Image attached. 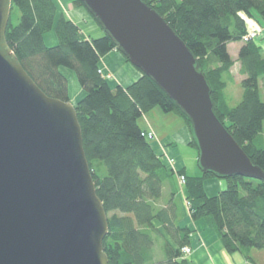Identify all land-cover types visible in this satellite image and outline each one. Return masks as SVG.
Masks as SVG:
<instances>
[{
	"label": "trees",
	"instance_id": "obj_1",
	"mask_svg": "<svg viewBox=\"0 0 264 264\" xmlns=\"http://www.w3.org/2000/svg\"><path fill=\"white\" fill-rule=\"evenodd\" d=\"M146 2L193 52L210 84L217 116L254 164L264 170V49L256 38L242 40L250 32L249 18L264 23V0ZM75 5L85 7L81 0H75ZM15 8L20 11L17 23L13 21ZM51 32L57 37L54 45L45 40ZM6 41L48 96L70 101L66 70L75 74L84 91L75 107L97 194L108 214L104 250L109 264H190L182 252L190 244L191 231L179 225V175L186 179L183 185L192 218H207L227 252H238L255 264L251 249L264 250V181L242 175L221 178L203 170L199 175L189 174L185 168L175 171L146 136L140 119L156 107L180 115L191 131V145L200 154L191 121L151 77L142 74L123 86L99 72L101 59L118 50L109 34L88 37L60 13L56 0H12ZM240 41L243 94L237 105L230 106L226 88L236 61L228 45ZM210 178L224 179L226 188L208 195L204 183Z\"/></svg>",
	"mask_w": 264,
	"mask_h": 264
},
{
	"label": "water",
	"instance_id": "obj_2",
	"mask_svg": "<svg viewBox=\"0 0 264 264\" xmlns=\"http://www.w3.org/2000/svg\"><path fill=\"white\" fill-rule=\"evenodd\" d=\"M129 62L189 117L203 172L264 181L219 119L197 58L146 0H81ZM0 0V264H109L108 214L97 194L75 104L48 96L6 41Z\"/></svg>",
	"mask_w": 264,
	"mask_h": 264
},
{
	"label": "crops",
	"instance_id": "obj_3",
	"mask_svg": "<svg viewBox=\"0 0 264 264\" xmlns=\"http://www.w3.org/2000/svg\"><path fill=\"white\" fill-rule=\"evenodd\" d=\"M56 2L59 7V11L62 7L67 8L68 11L65 12V16L79 25L88 37H100L104 35L103 29L94 20L87 9H85V7L74 5L75 0H56ZM60 13L63 14L61 11ZM252 21L255 23L256 20L254 21V19H252ZM261 25L262 24H260V26ZM262 27L264 28L263 25ZM254 29H256V27L250 28V30ZM45 40L49 45L56 44L57 37L55 32L47 34L45 36ZM242 45V41L231 42L228 45L229 52L236 61L233 68L239 63L238 56ZM262 46L264 49L263 44ZM99 66L101 69H103L104 73H107L108 75H114V78L109 79L114 84L128 86L142 76L141 71L133 66L129 61H127L126 57L117 49H114L106 54L101 59ZM240 68L241 65H239V70ZM64 72H66L65 74L68 76L69 80H72L74 77V80L72 81L77 87V90L74 92V85H69L70 97H72L71 94L73 95V93H76V95H81L82 97L84 95V91L80 87L75 74L69 70ZM70 73L72 74L71 78ZM242 80L243 78L240 77V81L238 82L240 86H242ZM234 81V75L231 71V76L228 78V86L226 88L227 102L230 106L237 105L239 103H237V101L240 98V87L237 96L234 98L231 96V84ZM72 101L74 100L72 99ZM140 125L145 131L153 130L156 132L158 139L152 140V142L154 143L158 152L161 155L167 154L168 156L173 157L176 160V166L179 170L185 168L187 173L192 175H199L201 173L198 172L197 169L195 172H190L186 159L184 158L185 148L192 147V134L186 122L180 115L173 112L165 113L160 108L156 107L140 119ZM196 158H198V156H196ZM176 183L178 185V193L176 194V198L182 209V217L179 220V225L180 227L188 228L191 231V241L189 245L192 247L193 251L188 256L190 264H245L246 261L242 262L243 257L241 259L238 257L239 255L236 256L238 252H227L222 244L219 233L207 218L197 220L192 218L188 207V192L185 186L180 184L177 176ZM204 187L206 193L210 196H213L226 188V182H224V179L221 178H210L205 181ZM155 222H157L158 227L161 229L164 235L169 240H171L166 231L161 226L160 222ZM159 258L161 259L162 256Z\"/></svg>",
	"mask_w": 264,
	"mask_h": 264
},
{
	"label": "rangeland",
	"instance_id": "obj_4",
	"mask_svg": "<svg viewBox=\"0 0 264 264\" xmlns=\"http://www.w3.org/2000/svg\"><path fill=\"white\" fill-rule=\"evenodd\" d=\"M75 5V4H74ZM60 11L65 15V12H67V8L66 7H62L60 8ZM19 18H20V11L15 8L13 10V21L14 23H17L19 21ZM248 25H249V28H253V27H256V29H254V31H258L259 32V37L256 38L257 41H259L261 44L264 45V28L262 27V25L260 26L259 23H257L258 21L254 19L255 23L252 21V19H248ZM259 24V25H258ZM264 25V23H262ZM255 25V26H254ZM100 26V25H99ZM262 27V28H261ZM51 33H54V32H51ZM105 33V32H104ZM239 65H241V63L239 62L237 64L236 67L232 68V72H233V75H234V82L231 84V96L234 98L237 96V93H238V90H239V87H240V98L239 100L237 101L240 102L241 100V97L243 94V88L242 86H240V84L238 83L240 81V77L244 79V74H242L239 70ZM70 71V70H69ZM66 73V72H65ZM69 73V72H68ZM244 76V77H243ZM72 77V74L70 73V78ZM111 79L114 78V75L112 74L111 76ZM74 78V77H73ZM72 78V80H74ZM71 79L69 80L70 81V84L71 86L74 85V92L77 90V87H76V84L72 81ZM74 83V84H73ZM72 97H70V101L74 104H76L78 102V100L81 98V95H76V93H73V95L71 94ZM75 101H72V99ZM156 135V132L153 131ZM157 135H156V140H157ZM196 156H198V158H196ZM167 157L169 158H173L171 156H168L166 154V161L167 163L169 164V161L167 160ZM184 158L186 159V162H187V165L189 167V170L190 172H195V170L197 169L198 172H202V169L200 168L199 166V154H198V149L195 147V146H192V147H189V148H185V152H184ZM176 161V160H175ZM225 182V180H224ZM188 207H189V201H188ZM190 210V209H189ZM154 225L156 227H158V224L157 222H154ZM159 228V227H158ZM239 255V256H238ZM250 255L254 258L255 260V264H264V250L262 249H256V248H253L251 249L250 251ZM236 256L240 257L242 259L243 255L238 253ZM244 259V260H243ZM242 259V262L243 261H246L245 258L243 257ZM237 264H240V263H237ZM245 264H252L248 261H246Z\"/></svg>",
	"mask_w": 264,
	"mask_h": 264
},
{
	"label": "built area",
	"instance_id": "obj_5",
	"mask_svg": "<svg viewBox=\"0 0 264 264\" xmlns=\"http://www.w3.org/2000/svg\"><path fill=\"white\" fill-rule=\"evenodd\" d=\"M259 36V32L258 31H254V30H251L249 33H247L244 37H243V41L246 42V41H249L250 39H255ZM99 72L106 78L110 79L111 75H108L107 73H104L103 69L99 68ZM146 136L148 138H150L151 140H155L156 139V135L155 133L153 132V130H149V131H146ZM166 157V155H164ZM167 160L169 161V164L172 166V168L175 170V171H179L177 166H176V161L174 158H169L167 157ZM185 176L184 175H179V182L180 184H184L185 183ZM192 247L189 246V245H186L182 248V252L185 256H189L191 253H192Z\"/></svg>",
	"mask_w": 264,
	"mask_h": 264
}]
</instances>
